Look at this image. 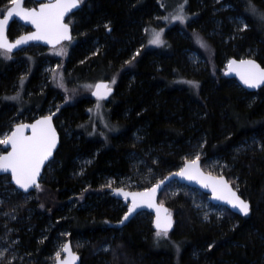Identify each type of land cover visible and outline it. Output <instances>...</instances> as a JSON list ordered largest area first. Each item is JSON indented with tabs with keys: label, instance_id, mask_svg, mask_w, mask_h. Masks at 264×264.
<instances>
[{
	"label": "trees",
	"instance_id": "trees-1",
	"mask_svg": "<svg viewBox=\"0 0 264 264\" xmlns=\"http://www.w3.org/2000/svg\"><path fill=\"white\" fill-rule=\"evenodd\" d=\"M168 1L83 0L68 19L73 39L65 44L69 54L62 82L74 89L84 81L115 78L114 94L105 102L111 130L90 136L85 122L92 100L76 99L53 116L60 143L41 188L24 195L8 176L0 177V237L14 242L10 252L17 258L53 264L67 233L66 241L83 246L81 264H264V88L248 93L223 75L232 58H253L264 67V19L252 13L249 0H187L190 21L168 28L163 47L145 49L146 29ZM252 4L264 13V0ZM9 5L0 0V12ZM25 5L35 6L32 0ZM27 31L14 22L8 37ZM21 52L0 55V138L25 114L5 99L24 73ZM191 52L200 62L190 60ZM37 67L25 85L32 95L22 98V107L29 105L26 110L38 116L27 115L25 122L43 116L57 92L50 86L31 90ZM197 153L202 168L218 163L211 174L226 177L250 203L248 216L223 208L222 218L205 219L192 206L188 188L172 195L167 186L158 202L174 212L168 237L157 238L147 213L118 228L127 207L112 196L113 189L111 196L106 190L110 181L116 185L139 167L146 178L126 190H144Z\"/></svg>",
	"mask_w": 264,
	"mask_h": 264
},
{
	"label": "snow or ice",
	"instance_id": "snow-or-ice-1",
	"mask_svg": "<svg viewBox=\"0 0 264 264\" xmlns=\"http://www.w3.org/2000/svg\"><path fill=\"white\" fill-rule=\"evenodd\" d=\"M83 3V0H49L47 3H41L39 9L25 8L22 6V0H9L10 7L0 12L3 16L0 19V55L5 58H11L10 53L13 49L18 48L20 45L27 44L32 40H46L49 44H57L62 40H71L72 37L69 34V25L64 23V17L73 9L79 8ZM186 3V0H185ZM163 7V5H162ZM184 4L177 6L175 14L171 15L172 21H179L183 23L186 19L184 11ZM249 7L253 14H258L261 19H264V13H260L252 0H249ZM15 14L21 19L30 22L36 29L34 32H28L20 35L15 41H9L6 35V26L8 25L10 17ZM169 19V17H164ZM246 28L247 25L245 24ZM147 31V29H146ZM160 31L152 30V38L149 40L151 44H161ZM197 42L201 47H207L206 42L203 41L199 35L196 36ZM57 55H65V51L61 49L56 53ZM139 54V53H137ZM126 63H131L126 61ZM229 71L235 72L240 80L249 88L259 87L264 85V67H261L254 59H230L228 61ZM61 80L63 79L62 73L60 74ZM55 78V73H54ZM24 79L21 77V87L23 86ZM185 83L198 87L196 81H184ZM110 83H115V78L111 82L99 81L94 86L87 85L86 87H94L93 95L98 97L97 108H99V100L111 93L112 88ZM60 87H64L63 83ZM19 96L6 97L5 99L15 100ZM91 111V109H90ZM51 115L41 117L33 124H17L11 134H5L3 138H0V144L10 145L11 150L0 153V172L11 173L12 181L15 182L19 188L28 190L30 187L40 189L41 185L38 182V177L41 173V167L46 160L52 155V149L56 146L57 134L55 128L51 123ZM31 128L32 134L25 135L23 129ZM264 150V146H262ZM199 153L195 159L185 158L184 166L179 169L176 175L186 178L190 181H197L205 188H211L213 197L218 200L225 201L231 205L233 209L238 210L240 213L247 216L250 213V204L247 200L241 198L237 194V191L229 186L228 182L223 176H213L211 174L205 175L199 168ZM169 175H172L171 173ZM165 180L168 177L164 178ZM163 180L158 184L153 185L151 188H146L142 192L129 193L124 192L123 189L117 188V193H123L125 197L131 196L132 203L128 207V211L124 214V219L129 218V215L133 213L140 203L147 204L148 207H156L157 217L154 221L157 229V238L168 237L169 229L172 227L171 214L167 212V209H163L166 213L164 217H161L160 212L163 208L162 205L157 206L154 204L153 197L160 186L163 184ZM110 186V185H109ZM207 213H205V219H207ZM63 251L68 255L64 259H60V252L56 253L57 264H73L77 259V254L71 250L70 244H64ZM212 245H209L211 248ZM4 252L0 251V256H3Z\"/></svg>",
	"mask_w": 264,
	"mask_h": 264
},
{
	"label": "rangeland",
	"instance_id": "rangeland-1",
	"mask_svg": "<svg viewBox=\"0 0 264 264\" xmlns=\"http://www.w3.org/2000/svg\"><path fill=\"white\" fill-rule=\"evenodd\" d=\"M180 4H184V11L186 14V19L183 23L179 21H172L170 19L171 15L175 14L177 11V6ZM186 5H187V0L185 3V0H169L167 3L168 8L164 9V13L161 14L160 16L156 17L155 23L153 24L152 27H150L146 31V43H145V49H157L161 48L164 46L165 41H164V34L170 28L171 26L178 25L180 27L184 26L186 23H188L191 19V17L187 14L186 11ZM166 6V7H167ZM28 7V6H27ZM31 8V7H29ZM2 17V15H0ZM164 17H169V19H164ZM239 26H244V21L239 19L237 21ZM160 31L163 29L161 33V40L163 43L161 44H151L149 43V40L152 38V30ZM41 47L39 46H30L27 49L23 50L20 53V63L25 64V69L24 73L22 74V77L24 79L23 86L21 87V80L13 93L12 96H16L17 93H19V96L15 100H9L10 102L16 104L17 108H19V113H22L25 111V114L23 118H19L16 121H14L13 126L18 123L25 122L24 120L26 119L27 115H31L34 113L32 110H26L29 108V105L26 107H22L25 102L22 100L23 99H28L32 95L31 91L25 92V85L27 83V80L29 77L33 74L35 71L37 65V73H36V82L32 88H37L39 86V92H43L46 88L48 89L49 86L57 92L61 94L60 100H57V92H53L50 96V98L46 102V107L41 113L43 116L47 115H53L56 116L61 108L67 105H72L74 103V100L79 99V98H88L91 100V92L93 90V87H86L87 85H92L94 86L96 81L93 82H82L81 86H77L74 89H70L67 86L60 87V84L63 83L60 77V74L62 73V76L64 74L65 70V61L67 60L68 54H69V47L65 44L58 46L54 49H45V51L40 50ZM63 49L65 51V55H57L56 53ZM189 58L191 61L198 63L200 62V58L197 53L191 52L189 54ZM54 73H55V78H54ZM102 81V80H101ZM111 82V81H109ZM110 86L115 88V83H110ZM98 100H92L90 104V109L88 111V118L86 119L87 124L90 126V136H94L96 134H102L101 137L103 136V133L109 132L111 130V127L107 121L106 115H105V102L99 100V108H97ZM28 113V114H27ZM32 116H38V114L32 115ZM12 126V127H13ZM82 129H85L82 127ZM98 132V133H97ZM102 132V133H101ZM111 133V132H110ZM197 156V155H196ZM196 156L192 157V159H195ZM141 164V163H140ZM207 166H205L204 171L207 173L211 174L212 169L218 168V163L216 161H209L206 163ZM139 168V167H138ZM136 168V171L134 172V176H131L127 179H120L119 182L123 183L125 186H121L119 182H117L116 185H114L113 181H110L107 187L108 192H110L111 189L115 188H121L125 189L128 186V184L133 185V186H138V183L141 181H144L146 178V174L142 173V170ZM214 175V174H212ZM218 176V175H215ZM127 185V186H126ZM187 187L181 186L175 182L171 183L168 185L167 192L169 194H178L180 192H183ZM188 194L189 198L191 200V204L194 207V209L198 212L200 216L205 218V213H207V216L209 217L210 215H214L217 218H222L224 213V209L222 207L218 206H213L209 203V198L208 196L203 197L202 193H200L197 190L190 189L188 188ZM111 196V192H110ZM170 214L174 216V212L170 211ZM62 236H66L65 239L60 240L59 246L57 247V252H60V257H62V249L63 245L66 242V238L68 237L67 233H62ZM14 242L0 237V251L4 252L3 256H0V264H31L28 259H24L23 257L17 258L16 252H10V250L13 249ZM72 248L75 252L79 254V249L83 248L81 245H76V243H72ZM10 252V253H9ZM9 253L10 258L5 260L7 257V254ZM54 258L56 257V254L54 255ZM55 260V259H54ZM17 262V263H16Z\"/></svg>",
	"mask_w": 264,
	"mask_h": 264
},
{
	"label": "water",
	"instance_id": "water-1",
	"mask_svg": "<svg viewBox=\"0 0 264 264\" xmlns=\"http://www.w3.org/2000/svg\"><path fill=\"white\" fill-rule=\"evenodd\" d=\"M27 1H29V0H22V6L25 7V8H29V7H26V6H25V2H27ZM33 2H34L36 5H35V7H31V8L39 9V5H40L41 3H47V2H49V0H33ZM10 6H11V5H9V7H10ZM80 8H81V6H80L79 8H77V9H73L71 12H69L68 14H66L65 17H64V21H63V22L69 25V34L71 35L72 39H73V35H72V26L68 23V19H69L70 16H72L75 12L79 11ZM2 18H3V16L0 17V19H2ZM14 22L19 23L23 28L29 29L28 32H34V31H36L35 27H34L30 22H27V21L21 19L19 16H16L15 14H13V16L10 17V19H9L8 25L6 26V35H7V38H8L9 41H15V39L17 38V37H16V38H14V39H10V38L8 37V31H9V28H10V26L12 25V23H14ZM28 32H26V33H28ZM26 33H23V34H26ZM23 34H21V35H23ZM19 36H20V35H19ZM19 36H18V37H19ZM72 39H71V40H67V39L62 40V41H60L59 43H57V44H55V45H53V44H49L46 40H32V41H29L27 44L20 45L18 48L13 49L12 52H11L10 54H11V55L17 54V53H19V52H21V51L27 49L28 47H30V46H32V45H34V46H39V47H41V48H45V49H54V48H56V47H58V46H61V45H63V44H66V43L71 42ZM232 59H235V58H232ZM241 59H253V58H241ZM235 60L238 61V60H240V59H235ZM254 60H255V59H254ZM255 61H256V60H255ZM256 62H257V61H256ZM257 63H258V62H257ZM258 64H259V63H258ZM259 65H260V64H259ZM223 75H224L225 78H227V79H229V80H233V81H235V82L239 85V87H241L244 91H246V92H248V93H256V92L259 91L260 89L264 88V85H260L259 87H255V88H249L248 86H246L245 84H243V82L240 80L239 76H238L235 72H231V71H229L228 63L225 65ZM98 82H99V81H98ZM105 82H108V81H105ZM96 83H97V82H96ZM96 83H95V84H96ZM111 88H112L111 93H109V94H108L107 96H105L104 98L100 99L101 101H108V100L112 97V95L114 94V88H113V87H111ZM93 91H95V88H94V87H93V90H92V92H91V98H92V99H98L97 96H94V95L92 94ZM45 116H46V115H45ZM47 116H49V115H47ZM41 117H44V116H41ZM41 117H38V118L34 119V120L31 121V122H22V123H18V124H33L36 120L40 119ZM51 118H52V119H51L52 126H53V127L55 128V130H56V127H55L54 122H53V115H51ZM16 125H17V124H15V125L12 127L11 131L9 132V135H10L11 132L14 130V128H15ZM23 132H24L25 135H29V136L32 134V130H31V128H25V129H23ZM56 134H57L56 146L52 149V155L48 158V160L45 161V163H44V164L42 165V167H41V173H40V176L38 177V182H39V183H40L41 178H42V176H43L44 169H45V168L48 166V164L53 160L54 155H55V153H56V151H57V149H58V147H59V143H60V135L58 134L57 130H56ZM2 147H3L4 152H5V151H9V150H11L10 145H3V144H2ZM198 165H199L200 170H201L205 175L210 174V173H207L206 171H204V169L202 168V163H201L200 160L198 161ZM183 166H184V164H183L181 167H183ZM178 171H179V170H178ZM178 171L171 173L172 175H167L166 177H168V179L165 180V179H164L165 177L162 179L164 182H163V184H160V186L158 187V189H157V191H156V193H155V195H154V197H153V201H154V204H155V205H157V206L162 205V204H160V203L158 202V200H159V196H160L162 190H163L165 187H167L168 185H170L171 183L175 182V183H177V184H179V185H181V186H185V187H187V188L197 190V191H199L200 193H202V194L208 196V198H209V203H210L211 205H213V206H218V207L225 208L226 210H228L229 212H231L232 214H234V215H236V216H239V217H242V218H243V217H246L244 214L240 213L238 210L233 209V208L231 207V205L227 204L225 201L215 199V198L213 197V194H212L211 188H205V187L202 186L201 183H199V182H197V181H190V180H188V179H186V178H183V177H180V176L176 175V173H177ZM211 175H212V174H211ZM2 176H8V177L10 178V182H11V184H12V185L14 186V188H15L19 193H21V194L29 195L30 193H32V192L36 189L34 186H33V187H30L27 191L24 190V189L19 188V186L16 185L14 181H12L11 173H10V172H8V173L0 172V177H2ZM213 176H215V175H213ZM223 177H224V176H223ZM224 178H225V180L228 182L229 186L232 187V185L229 183V181L227 180V178H226V177H224ZM160 181H161V180H160ZM158 182H159V181H158ZM158 182H157L156 184H158ZM154 185H155V184H154ZM152 186H153V185H152ZM152 186H151V187H152ZM151 187H149V188H151ZM232 188H233V187H232ZM116 189H117V188H116ZM233 189L236 190L235 188H233ZM123 190H124V192H129V193H136V192H142V191H143V190H140V191H128V190H125V189H123ZM236 191H237V190H236ZM237 194L239 195L238 191H237ZM112 196H113L116 200L121 201V202L127 207V210H126V212H127V211H128V207H129V205H131V203H132V197H131V196L125 197L123 193H117V192L115 191V189L112 190ZM249 204H250V203H249ZM162 206H163V208L161 209L160 215H161V217H164V216L166 215V213L163 211V209H167V212H168V213H170V210H169L166 206H164V205H162ZM141 213H147V214H149L150 216H152V226H153V230L156 232L157 229H156V227H155L154 221L156 220V217H157V209H156V207H148L147 204H143V203H140L139 206L136 208V210H135L133 213H131V214L129 215V218L126 219V220H124L123 223H120V222H119V223H118V228H122V227H124L128 222H130L133 218H135L137 215H139V214H141ZM248 215H249V214H248ZM248 215H247V216H248ZM123 219H124V216L122 217L121 220H123ZM121 220H120V221H121ZM171 220H172V227L169 229V232H171V231L173 230V227H174V217H173L172 215H171ZM66 243H67V244H70L71 250H72L73 252H75V251L73 250V248H72L71 242H70V241H66L65 244H66ZM75 253L77 254V259L73 262V264H81V256H80L77 252H75ZM67 255H68V254H67L66 252H64L63 249H62V257H60V259H64ZM53 264H57V258H55Z\"/></svg>",
	"mask_w": 264,
	"mask_h": 264
},
{
	"label": "flooded vegetation",
	"instance_id": "flooded-vegetation-1",
	"mask_svg": "<svg viewBox=\"0 0 264 264\" xmlns=\"http://www.w3.org/2000/svg\"><path fill=\"white\" fill-rule=\"evenodd\" d=\"M33 1V0H32ZM26 3V2H25ZM34 3V2H33ZM35 4V3H34ZM36 5V4H35ZM26 6V5H25ZM27 7V6H26ZM28 7H35V6H28ZM28 32V31H27ZM26 33V32H25ZM34 46V45H32ZM45 49V48H44ZM91 100H98V99H91ZM101 101V100H100ZM103 102H107V101H103Z\"/></svg>",
	"mask_w": 264,
	"mask_h": 264
}]
</instances>
